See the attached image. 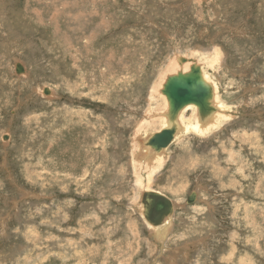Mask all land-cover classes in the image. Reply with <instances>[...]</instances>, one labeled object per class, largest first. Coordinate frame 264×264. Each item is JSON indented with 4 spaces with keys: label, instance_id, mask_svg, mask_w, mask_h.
I'll return each mask as SVG.
<instances>
[{
    "label": "rangeland",
    "instance_id": "rangeland-1",
    "mask_svg": "<svg viewBox=\"0 0 264 264\" xmlns=\"http://www.w3.org/2000/svg\"><path fill=\"white\" fill-rule=\"evenodd\" d=\"M193 70L227 117L142 168ZM144 190L175 207L163 238ZM174 260L264 264V0H0V264Z\"/></svg>",
    "mask_w": 264,
    "mask_h": 264
},
{
    "label": "bare ground",
    "instance_id": "bare-ground-1",
    "mask_svg": "<svg viewBox=\"0 0 264 264\" xmlns=\"http://www.w3.org/2000/svg\"><path fill=\"white\" fill-rule=\"evenodd\" d=\"M198 66V65H197ZM193 67V66H192ZM191 68V67H190ZM194 68V67H193ZM192 68V69H193ZM206 74V73H205ZM201 73V72H198L196 70H193V74H191V76L193 77L194 75V78H191V80L194 81L195 85H198L200 84L201 87L205 88L206 91H207V95L205 97V99H203V102L201 104H198V103H188L186 105H184L183 107H181L180 109L178 110H173L172 108V102L171 100L169 99V105H168V108L173 112V114H175L174 116L171 114V117L168 116L167 114L164 116V121H163V124H162V127L160 130H163V129H169L171 127H175V134H174V138L175 136L177 135V133L179 131H184V132H188L189 130L190 131H193L194 133L196 134H201V135H205L206 132H208L209 130H211L212 128H215V126H217L220 121L222 119H225V117L227 116H224L223 113H224V106L221 102H218L220 101L219 98H218V95H217V89L214 87V83H207V80H206V75ZM181 79H183L181 77ZM209 79V78H207ZM209 84H210V88H209ZM163 85V84H162ZM166 86V85H165ZM164 86V87H165ZM166 88V87H165ZM193 89H194V86H193ZM160 92V91H159ZM161 94V92H160ZM166 101V100H165ZM211 101H214L216 102L215 104V107H212L211 105H209V102ZM189 110H193L195 111L197 114V120L193 123V126L191 127H188L186 125H181V126H178L175 122V120L177 122H183L181 119L183 117V113H185V111H189ZM232 110V109H231ZM168 111V110H167ZM175 119V120H174ZM219 126V125H218ZM191 128V129H189ZM135 130V129H134ZM181 133V132H180ZM136 135V134H135ZM138 135V134H137ZM151 136V135H150ZM150 136H144L145 138H143L142 140H139L137 141L139 143V154L136 156H134V161L136 162V164H138L139 166H142V168H145V167H148L150 166V164L152 163H156V166L158 167L160 164H162V154L163 152L168 148L166 149H163L162 151L156 153L154 152L153 150L151 149H148L145 147L144 143L147 141V139L150 137ZM199 136V135H198ZM175 140V139H173ZM138 146V145H137ZM133 158V157H132ZM135 167V166H134ZM141 168V167H139ZM135 169V168H134ZM143 171V170H142ZM149 171V170H148ZM153 171V170H152ZM151 171V172H152ZM145 172V171H144ZM137 177V176H136ZM142 178V177H141ZM137 179V178H136ZM141 187V186H140ZM143 189V187H142ZM146 189V188H145ZM144 192H147V190H144ZM143 192V193H144ZM196 194V193H195ZM194 194V195H195ZM193 195V196H194ZM192 196V197H193ZM194 198V197H193ZM192 200V199H191ZM174 202V201H173ZM142 206V204H141ZM172 206H173V203H172ZM139 208V207H138ZM173 209H175V207H173ZM139 210V209H138ZM143 213V207H141V214ZM172 215V214H171ZM170 215V216H171ZM142 216V215H141ZM170 216H168L166 219L163 220V223L159 226H153L155 228H153V234L157 237V239L160 237L163 238L165 236V230L168 229L167 227L170 226ZM198 242V241H197ZM201 242V241H200ZM204 243V242H203ZM187 244V243H186ZM185 244V245H186ZM184 248V247H183ZM182 252H185V251H182ZM180 253V252H179ZM178 253V254H179ZM174 255V254H173ZM174 258V257H173ZM170 260V259H169ZM169 262V261H168ZM166 262V264L168 263ZM175 262V260H174ZM177 262H175L176 264ZM171 264V263H169ZM173 264V263H172Z\"/></svg>",
    "mask_w": 264,
    "mask_h": 264
},
{
    "label": "water",
    "instance_id": "water-1",
    "mask_svg": "<svg viewBox=\"0 0 264 264\" xmlns=\"http://www.w3.org/2000/svg\"><path fill=\"white\" fill-rule=\"evenodd\" d=\"M18 69L20 68L18 67L17 70ZM193 80L188 78H176L167 82L165 93L172 102L173 110H178L191 102L198 104L203 102V99H205L207 95V91L205 88L201 87L200 84L195 85ZM174 134L175 127L160 130L152 134L144 145L146 148L158 153L171 145ZM190 198L193 199V197ZM141 204L143 207V218L152 226L161 225L163 220L173 213L172 202L166 196L158 192H144L141 196Z\"/></svg>",
    "mask_w": 264,
    "mask_h": 264
}]
</instances>
